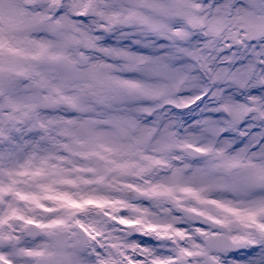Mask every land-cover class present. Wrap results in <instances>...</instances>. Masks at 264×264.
<instances>
[{
  "label": "snow or ice",
  "instance_id": "6c2138e0",
  "mask_svg": "<svg viewBox=\"0 0 264 264\" xmlns=\"http://www.w3.org/2000/svg\"><path fill=\"white\" fill-rule=\"evenodd\" d=\"M0 264H264V0H0Z\"/></svg>",
  "mask_w": 264,
  "mask_h": 264
}]
</instances>
